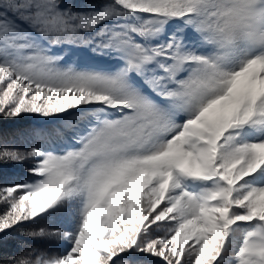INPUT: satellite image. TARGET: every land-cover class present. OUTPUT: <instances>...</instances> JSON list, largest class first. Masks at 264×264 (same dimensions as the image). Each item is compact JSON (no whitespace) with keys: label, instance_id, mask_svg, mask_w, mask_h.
I'll return each instance as SVG.
<instances>
[{"label":"snow or ice","instance_id":"obj_1","mask_svg":"<svg viewBox=\"0 0 264 264\" xmlns=\"http://www.w3.org/2000/svg\"><path fill=\"white\" fill-rule=\"evenodd\" d=\"M0 264H264V0H0Z\"/></svg>","mask_w":264,"mask_h":264}]
</instances>
